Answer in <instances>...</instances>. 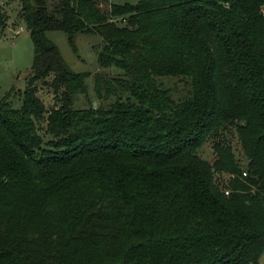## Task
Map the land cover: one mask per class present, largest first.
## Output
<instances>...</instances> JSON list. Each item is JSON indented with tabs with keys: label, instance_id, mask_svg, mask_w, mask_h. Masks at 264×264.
I'll use <instances>...</instances> for the list:
<instances>
[{
	"label": "trees",
	"instance_id": "1",
	"mask_svg": "<svg viewBox=\"0 0 264 264\" xmlns=\"http://www.w3.org/2000/svg\"><path fill=\"white\" fill-rule=\"evenodd\" d=\"M19 4L34 56L21 107L0 100V264H259L264 0ZM50 31L101 37L97 108Z\"/></svg>",
	"mask_w": 264,
	"mask_h": 264
},
{
	"label": "rangeland",
	"instance_id": "2",
	"mask_svg": "<svg viewBox=\"0 0 264 264\" xmlns=\"http://www.w3.org/2000/svg\"><path fill=\"white\" fill-rule=\"evenodd\" d=\"M120 2L132 3L134 0H120ZM109 2L100 4L102 10L108 9ZM19 0H0V100L7 98L12 107L19 109L22 105L23 92L26 79L31 75L34 46L23 20L19 16ZM48 39L57 47L67 66L78 74H87L85 84L87 94L77 95L74 106L76 108H97L100 101L94 92V76L105 72L97 62V51L101 45V37L98 34H78L73 43L60 31L47 33ZM109 70L105 73H111ZM51 77L47 84H37V96L44 103L47 110L58 106L54 101V94L50 88ZM170 86L173 80H165ZM183 95L182 86H177L175 97ZM39 133L44 136V123H36ZM236 160L244 164L245 158L241 151L235 132L227 135ZM199 155L208 162H213L215 154L213 141L208 140L200 149ZM227 179V176H224ZM259 264H264V252L259 258Z\"/></svg>",
	"mask_w": 264,
	"mask_h": 264
},
{
	"label": "built area",
	"instance_id": "3",
	"mask_svg": "<svg viewBox=\"0 0 264 264\" xmlns=\"http://www.w3.org/2000/svg\"><path fill=\"white\" fill-rule=\"evenodd\" d=\"M243 176H246V174H245V173H243Z\"/></svg>",
	"mask_w": 264,
	"mask_h": 264
}]
</instances>
